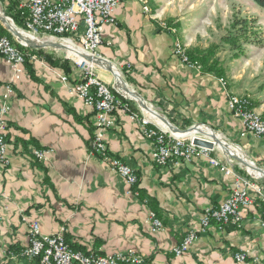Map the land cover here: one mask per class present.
Segmentation results:
<instances>
[{
    "label": "crops",
    "instance_id": "0c3cea01",
    "mask_svg": "<svg viewBox=\"0 0 264 264\" xmlns=\"http://www.w3.org/2000/svg\"><path fill=\"white\" fill-rule=\"evenodd\" d=\"M26 1L0 4L4 9L9 2ZM162 1L151 0L150 13L141 0L119 1L115 22L102 26L97 52L103 59L94 62L96 75L122 93V86H127L174 126L213 129L255 165L264 163V138L247 131L242 117L228 108L221 77L190 66L175 52L177 40L184 36L185 18ZM161 19H172L178 32L163 27ZM56 40H46L53 46L40 48L41 54L26 50L25 68L16 77L12 65L0 56V109L10 107L5 114L8 164L0 179V262L38 264L36 259L9 256L28 246L30 224L38 221L43 234L65 228V238L76 250L113 255L133 249L142 264H264V216L258 200L241 207L240 226L213 222L198 232L186 252L175 253L186 234L200 227L205 209L230 198L237 180L261 182L217 147L209 156L233 173L202 155L156 164L154 141L129 112L119 109L107 146L111 156L135 170L138 181L129 185L107 160L93 153L95 110L71 89L84 70L66 55L68 46ZM134 110L146 116L137 104ZM149 113L157 119L152 118L154 123H161ZM35 149L52 152L41 160ZM249 193L256 197L254 190ZM151 212L162 222L159 230H153ZM240 251L248 253L244 262L235 258Z\"/></svg>",
    "mask_w": 264,
    "mask_h": 264
},
{
    "label": "built area",
    "instance_id": "2783aa9c",
    "mask_svg": "<svg viewBox=\"0 0 264 264\" xmlns=\"http://www.w3.org/2000/svg\"><path fill=\"white\" fill-rule=\"evenodd\" d=\"M120 0H27L21 6L26 10L23 12L26 19L24 31L32 38L41 39V36H50L64 43L68 48L76 50L75 62L84 70V77L80 82L71 85L72 91L78 95L87 105L95 110L96 122L91 149L94 154L109 163V167L120 173L129 185L138 181V176L133 168L121 159L110 155L107 146L108 131L115 125L114 114L121 109L129 112L141 125L145 136L152 139L155 149L152 158L156 164L165 165L175 159L190 160L194 156H208L211 163L220 165L225 172L233 173L232 169L222 166L221 162L210 157L211 149L194 144V137L189 135H178L163 122L157 125L147 117H142L139 112L132 109L126 93L120 89H113L101 80L95 73L94 62L85 59V54L100 57L97 50L103 42L102 26L108 22H115L114 11ZM143 3V9L148 12L147 5ZM150 13V12H148ZM78 37V41L75 40ZM76 41V42H75ZM23 45V44H22ZM29 47L27 45H23ZM175 52L192 67L202 70L197 61H191L182 47L175 48ZM27 51L20 48H12L4 41V34L0 32V56L12 65L15 77L23 72ZM62 80L67 83L68 77L61 75ZM225 84V80L221 78ZM12 88H9V92ZM121 92V93H119ZM228 106L231 112L242 117L247 131L264 138V120L261 115L251 113L246 107V101L234 94H227ZM9 105L5 104L0 109V179L8 164L7 157V133L8 126L5 114L9 111ZM145 110V109H144ZM51 149H35L34 154L41 160H47ZM231 162V161H230ZM252 189L256 197L249 193ZM133 193V192H132ZM138 194V192H134ZM257 198V199H256ZM258 200L263 209L264 216V188L260 183L252 180H237L235 189L227 200L216 207H208L200 221L198 229H191L183 239L182 243L175 247L177 255L186 252L198 237V232L206 231L215 222L219 225L234 223L240 226L242 221L241 207L248 206ZM153 219V230H159L162 222L151 212ZM264 229V217L262 220ZM65 228L53 234H43L38 221H33L29 227L30 242L28 246L19 252L11 251L12 258L24 257L39 259L41 264H142L143 258L136 251L130 249L128 252H118L113 255H97L94 253L74 250L65 239ZM248 256L245 251L235 254L239 262H244Z\"/></svg>",
    "mask_w": 264,
    "mask_h": 264
},
{
    "label": "rangeland",
    "instance_id": "374dc122",
    "mask_svg": "<svg viewBox=\"0 0 264 264\" xmlns=\"http://www.w3.org/2000/svg\"><path fill=\"white\" fill-rule=\"evenodd\" d=\"M158 1L160 2L161 0ZM143 2L147 5L148 12H152V8L150 6L151 0H143ZM162 2L165 7L173 9L176 14H182L185 18V24L182 26L184 29V31L182 29L184 36L183 38L177 40L175 47H177V44L179 47H182L191 61H197V59H191L189 53H199L202 55L207 51V56H213L210 58L211 62L215 61V65L218 68H221L224 72L220 77L225 80V84L223 83V85L227 88V92L245 100L247 109H250L252 114L261 115L264 120V9L253 0H163ZM0 13L5 14L1 4ZM8 17L10 18V21L14 22L15 25H17L24 32V34H26L23 27L19 26L12 17ZM235 17L256 19L262 33L258 42L245 44L244 52L238 57H234V53L233 50L230 49V45L221 40L222 37L229 34ZM171 20L172 19H170V21L167 19H161V22L163 23L162 26L169 28L172 32H178L176 23L171 22ZM187 25L189 26L188 29L186 27ZM179 26H181V24ZM4 36H6L16 48H19L14 44L10 37L7 35ZM14 39L16 40L15 36ZM41 39L54 40L55 38L50 36H41ZM55 41L57 40L55 39ZM60 43L65 45L61 41ZM214 45H216V48H213ZM66 48L68 49L66 51V55L75 59L74 54L69 51L71 48ZM197 63L202 66V63L199 62V60ZM202 70H204L203 66ZM128 100L137 104L139 108H141L142 112L146 114V116L142 117H147L149 119L155 118L144 108V106L139 103L137 99L133 98L132 100ZM148 106L151 107L150 105ZM154 120L157 119L155 118ZM156 124L162 126L160 122ZM177 132L182 134L180 131ZM212 132L219 135L221 140L224 139L230 145L239 149L242 153L238 146L234 145L224 136L218 134L215 130H212ZM183 133L187 135L193 134L185 131ZM200 134L204 135L206 133L201 132ZM216 147L221 153H225V150L220 146ZM239 156L245 157L249 161L251 160L245 154H240ZM235 160L237 164L242 166L243 170L246 172L248 170L250 175L249 173H246L247 176L257 179L264 185L263 176L253 174L249 168L247 169V167L240 161L237 159ZM255 163L257 166L264 168V163ZM80 251L84 252L82 250Z\"/></svg>",
    "mask_w": 264,
    "mask_h": 264
},
{
    "label": "trees",
    "instance_id": "16d2710c",
    "mask_svg": "<svg viewBox=\"0 0 264 264\" xmlns=\"http://www.w3.org/2000/svg\"><path fill=\"white\" fill-rule=\"evenodd\" d=\"M253 1L264 9V0H253ZM25 11L26 10L21 6V4H19V2H15V3L9 2V4H7V6L4 7L5 14L7 16L12 17L15 20V22L23 28H25V25H26L25 15L23 14V12ZM259 27L260 26L258 25L256 19L235 17V20L232 23V28L229 34L222 37L221 40L224 43L229 44L230 49L233 50L234 57H238L241 53L244 52L245 44L255 43L260 40L262 33ZM0 32L10 37L13 40L14 44L22 50H27L29 51V53L31 52L32 54L42 53V49L25 47L21 43L16 41L14 39L13 34L7 28H5V26L2 24L1 21H0ZM213 48H216V45H214ZM206 54H207V51L204 52L202 55H200L199 53H189L191 59L193 60L197 59V61L199 60V62L202 63L204 71L212 72L219 76H222L224 73L223 70H221V68H218L215 65V61L211 62L210 60V58L213 56H207ZM28 56L29 55L26 56L25 64L27 62ZM63 66L67 68V63L63 64ZM130 104H131L132 109L134 110V105H135L134 102L130 101ZM36 260L38 264H41L39 259H36ZM0 264H10V261L2 262V263L0 262Z\"/></svg>",
    "mask_w": 264,
    "mask_h": 264
},
{
    "label": "water",
    "instance_id": "95a60500",
    "mask_svg": "<svg viewBox=\"0 0 264 264\" xmlns=\"http://www.w3.org/2000/svg\"><path fill=\"white\" fill-rule=\"evenodd\" d=\"M0 21L2 22V24L5 26V28H7L10 32L13 33V35L16 37V40L23 44V45H27L31 48H36V49H40V48H44V47H48V46H53V42L51 41H46V40H40L37 38H32L29 35L24 34V32L17 26L15 25L14 22L10 21V18L6 15V14H1L0 13ZM85 56H90V60L93 62H99V60L103 59L100 57H94L92 55H85ZM121 81V80H120ZM123 90L129 94L131 96V98H135L139 101V103L144 106V108L148 111L153 113L156 117L158 116L159 119L166 125L168 126L171 130L177 132H190L192 130H196V132H194L193 137H194V144L197 146H202V147H206L209 149H214L216 146H220V144L223 142L221 139L216 138L217 134H209L207 132H205L200 126L198 125H193L185 130H181L179 127L174 126L173 124H171L167 119L162 118L159 114H157V112L155 110H153L151 107H149L147 105V103L144 101V99L137 94L136 92H134L133 90L129 89L127 86H122ZM213 130V129H212ZM201 132L206 133L209 138H204L201 137L197 134H200ZM214 132V131H213ZM192 135V134H190ZM225 153L234 158L237 159L238 161H240L244 166H246L247 168H249L248 166L250 165V163H254L252 161H249L247 158L236 155V154H232V153H227L225 151ZM250 162V163H249ZM257 169H260L262 171H264V168H261L259 166H256Z\"/></svg>",
    "mask_w": 264,
    "mask_h": 264
},
{
    "label": "bare ground",
    "instance_id": "6f19581e",
    "mask_svg": "<svg viewBox=\"0 0 264 264\" xmlns=\"http://www.w3.org/2000/svg\"><path fill=\"white\" fill-rule=\"evenodd\" d=\"M4 41H5V42H8L12 48H16L6 36H4ZM69 51H71L74 55L77 54V53H76V50L73 49V48H72V49H69ZM120 83H121V82H120ZM123 83H124V82H123ZM152 114H153V113H152ZM204 129H205V130H204ZM204 129H203V130H204L205 132H207V133H209V134H214L210 128H207V129L204 128ZM194 132H196V130H192V131H191V133H194ZM177 133H178V135H187V134H184L183 132H182V134L179 133V132H177ZM216 138H219V139H220L219 135H217ZM222 141H223V142L220 144V147H221L222 149H224L227 153H232V154H236V155H240V154H241V152L239 151V149L233 147V146L230 145L228 142H226L224 139H222ZM249 163H250V162H249ZM248 167H249V170H250L253 174H255V175H257V176H263V177H264V171H262V170H260V169H257L256 166H255L253 163H250V165H249Z\"/></svg>",
    "mask_w": 264,
    "mask_h": 264
}]
</instances>
